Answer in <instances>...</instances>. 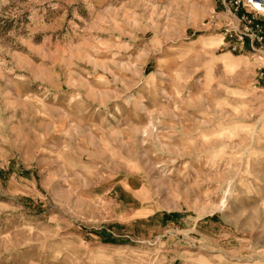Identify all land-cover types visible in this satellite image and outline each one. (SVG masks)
I'll list each match as a JSON object with an SVG mask.
<instances>
[{"label":"rangeland","instance_id":"1","mask_svg":"<svg viewBox=\"0 0 264 264\" xmlns=\"http://www.w3.org/2000/svg\"><path fill=\"white\" fill-rule=\"evenodd\" d=\"M215 6L0 0V264H264V47Z\"/></svg>","mask_w":264,"mask_h":264},{"label":"built area","instance_id":"2","mask_svg":"<svg viewBox=\"0 0 264 264\" xmlns=\"http://www.w3.org/2000/svg\"><path fill=\"white\" fill-rule=\"evenodd\" d=\"M225 14L223 40L233 52H253L264 47V0H214ZM215 6V7H216Z\"/></svg>","mask_w":264,"mask_h":264},{"label":"trees","instance_id":"3","mask_svg":"<svg viewBox=\"0 0 264 264\" xmlns=\"http://www.w3.org/2000/svg\"><path fill=\"white\" fill-rule=\"evenodd\" d=\"M174 215V214H173Z\"/></svg>","mask_w":264,"mask_h":264}]
</instances>
